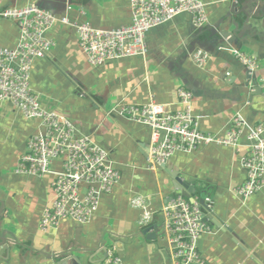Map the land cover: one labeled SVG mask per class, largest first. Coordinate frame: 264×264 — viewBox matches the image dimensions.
<instances>
[{
    "label": "crops",
    "instance_id": "crops-1",
    "mask_svg": "<svg viewBox=\"0 0 264 264\" xmlns=\"http://www.w3.org/2000/svg\"><path fill=\"white\" fill-rule=\"evenodd\" d=\"M199 1L207 17L203 28H195L189 15L176 16L146 34L145 56L97 68L87 63L74 28L57 23L46 31L54 46L35 61L31 90L45 108L73 124L76 137L89 136L107 152L120 180L100 196L88 223L64 221L42 233L38 226L53 199V177L17 175L14 170L28 139L44 128L9 103H0V237L4 235L9 246L7 252L0 241V264H98L110 246L122 264H172L162 214L178 196L173 193L172 174L193 187V199L212 200L211 209L203 210L210 233L198 241L208 264H264V184L245 201L231 193L246 177L241 158L247 152L248 129L264 118V0ZM31 3L71 22L87 21L99 30L131 22L129 0H0V9ZM224 32L233 38L221 39L218 34ZM18 38L17 24L0 20V48H14ZM235 50L257 58L255 76L261 92H251L252 82L233 56ZM198 51L207 55L201 66L193 61ZM179 88L191 93V113L201 132L223 135L237 114L246 129L237 150L201 146L150 169L149 129L112 110L120 104L153 101L171 112L180 111ZM60 166L61 162L52 164L53 170ZM144 214L150 219L141 225ZM145 228H150L147 235Z\"/></svg>",
    "mask_w": 264,
    "mask_h": 264
},
{
    "label": "built area",
    "instance_id": "built-area-1",
    "mask_svg": "<svg viewBox=\"0 0 264 264\" xmlns=\"http://www.w3.org/2000/svg\"><path fill=\"white\" fill-rule=\"evenodd\" d=\"M129 7L130 24L112 30L95 29L87 21L71 22L68 17H57L34 3L22 8L0 9V20L13 21L19 28L16 46L0 48V103H9L24 118L37 121L44 128V132L28 139L14 170L17 175L53 177V199L43 210L38 226L42 233L57 229L64 221L88 223L97 210L100 196L108 194L120 180V173L113 167L107 152L89 136L76 137L73 124L45 108L31 90L30 73L35 61L47 56L54 46L53 41L45 37L46 31L57 23L74 28L87 63L97 68L110 61L145 56L146 34L176 16L189 15L197 29L207 24L205 5L199 0H129ZM66 8L71 10L70 3ZM233 56L249 76L258 70L255 56L239 50H235ZM206 60L207 55L200 51L193 55V61L199 66ZM177 97L182 107L180 111L171 112L165 105L153 101L140 106L120 104L112 110L149 129L151 140L146 162L150 169L165 165L177 153H191L201 146L238 149L239 139L246 129L240 115L233 117L223 135L203 133L191 113V93L179 88ZM246 141L247 152L241 158L246 177L241 185L231 190L242 201L259 192L264 184V118L248 129ZM54 162H61L59 170H53ZM203 202L210 210L211 198L205 197ZM134 204L142 206L139 201ZM203 210L197 200L189 201L180 195L163 208L172 264H208L198 248L199 239L210 233ZM149 219V214H144L140 224L146 225ZM98 264L122 262L116 248L110 246Z\"/></svg>",
    "mask_w": 264,
    "mask_h": 264
},
{
    "label": "water",
    "instance_id": "water-1",
    "mask_svg": "<svg viewBox=\"0 0 264 264\" xmlns=\"http://www.w3.org/2000/svg\"><path fill=\"white\" fill-rule=\"evenodd\" d=\"M218 35H220L221 39H227V37H232L233 38V34L232 33H227V32H224V33H219ZM217 37V36H215ZM235 40V38H234ZM228 42L227 43H231V40L228 39L227 40ZM247 80L251 81L252 82V85L253 87H251L252 89V93H258V92H261L260 90V87H259V84L257 83L256 81V76L255 74L252 75V76H249V74H247L246 76ZM255 89V90H254ZM174 179V183H173V189H174V194L175 195H181L183 197H185L186 199H188L189 201L193 200V198L191 197V195L194 193V189L192 186H190L188 183L182 181L180 179V177L177 175V174H172L171 175ZM199 204L201 205V207H203L204 209H206V206L203 202V200H200L199 201ZM218 220V218H217ZM219 221V220H218ZM150 231V228H145L143 230V234L144 235H147V233ZM150 235L147 236V238H149ZM4 237V238H3ZM3 237H0V241H1V248H3L5 251L8 252V249H9V246L7 245L6 241H5V236L3 235ZM60 264V263H58Z\"/></svg>",
    "mask_w": 264,
    "mask_h": 264
}]
</instances>
